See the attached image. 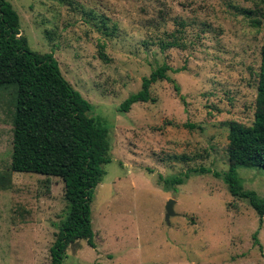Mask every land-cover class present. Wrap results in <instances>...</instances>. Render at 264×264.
<instances>
[{
	"label": "rangeland",
	"instance_id": "1",
	"mask_svg": "<svg viewBox=\"0 0 264 264\" xmlns=\"http://www.w3.org/2000/svg\"><path fill=\"white\" fill-rule=\"evenodd\" d=\"M10 1L31 50L54 55L109 129L111 162L92 201L96 246L75 242L63 264H264V217L224 179L231 122L255 120L264 0ZM174 38L179 46L161 47ZM164 63L173 81L120 112ZM15 99V87L0 89V264H51L65 183L11 170ZM238 173L264 198V170Z\"/></svg>",
	"mask_w": 264,
	"mask_h": 264
},
{
	"label": "trees",
	"instance_id": "2",
	"mask_svg": "<svg viewBox=\"0 0 264 264\" xmlns=\"http://www.w3.org/2000/svg\"><path fill=\"white\" fill-rule=\"evenodd\" d=\"M179 45L174 38L161 47ZM100 56L109 59L103 50ZM171 70L164 63L144 77L141 90L130 95L118 110L126 112L137 102L155 101L152 85L173 81L168 74ZM11 86L16 88L11 170L55 176L65 183L69 211L50 249L51 264H63L75 242L84 239L96 246L92 201L95 188L106 175L105 165L111 162L109 129L93 114L91 102L65 77L54 55L31 50L17 9L10 0H0V89ZM256 104L251 125L230 124V167L224 179L230 193L247 199L262 222L264 198L255 190L244 189L238 167L264 170V35ZM7 179L6 175L0 177V185ZM182 182V178H174L165 188ZM254 239L262 250L258 232Z\"/></svg>",
	"mask_w": 264,
	"mask_h": 264
},
{
	"label": "water",
	"instance_id": "3",
	"mask_svg": "<svg viewBox=\"0 0 264 264\" xmlns=\"http://www.w3.org/2000/svg\"><path fill=\"white\" fill-rule=\"evenodd\" d=\"M175 204H176V200H174V199H170L168 201V203H167V206H166V210H167L166 220L168 222H170V219H171L172 216L176 215Z\"/></svg>",
	"mask_w": 264,
	"mask_h": 264
}]
</instances>
